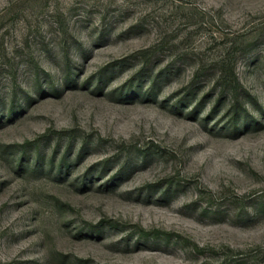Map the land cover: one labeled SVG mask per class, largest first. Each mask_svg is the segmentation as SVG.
Wrapping results in <instances>:
<instances>
[{"label": "rangeland", "instance_id": "374dc122", "mask_svg": "<svg viewBox=\"0 0 264 264\" xmlns=\"http://www.w3.org/2000/svg\"><path fill=\"white\" fill-rule=\"evenodd\" d=\"M0 264H264V0H0Z\"/></svg>", "mask_w": 264, "mask_h": 264}]
</instances>
